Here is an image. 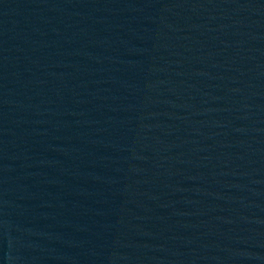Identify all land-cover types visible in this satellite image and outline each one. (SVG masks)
<instances>
[{
  "label": "water",
  "instance_id": "obj_1",
  "mask_svg": "<svg viewBox=\"0 0 264 264\" xmlns=\"http://www.w3.org/2000/svg\"><path fill=\"white\" fill-rule=\"evenodd\" d=\"M0 264H264V0H0Z\"/></svg>",
  "mask_w": 264,
  "mask_h": 264
}]
</instances>
